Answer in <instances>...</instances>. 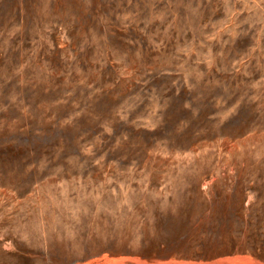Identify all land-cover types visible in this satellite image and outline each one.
Wrapping results in <instances>:
<instances>
[{
	"label": "rangeland",
	"instance_id": "374dc122",
	"mask_svg": "<svg viewBox=\"0 0 264 264\" xmlns=\"http://www.w3.org/2000/svg\"><path fill=\"white\" fill-rule=\"evenodd\" d=\"M0 264H264V0H0Z\"/></svg>",
	"mask_w": 264,
	"mask_h": 264
}]
</instances>
